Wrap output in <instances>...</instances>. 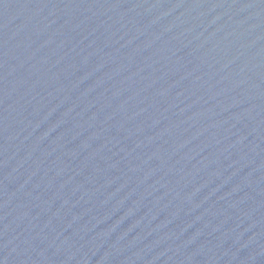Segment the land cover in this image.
Listing matches in <instances>:
<instances>
[{
	"label": "water",
	"instance_id": "1",
	"mask_svg": "<svg viewBox=\"0 0 264 264\" xmlns=\"http://www.w3.org/2000/svg\"><path fill=\"white\" fill-rule=\"evenodd\" d=\"M0 264H264V0H0Z\"/></svg>",
	"mask_w": 264,
	"mask_h": 264
}]
</instances>
